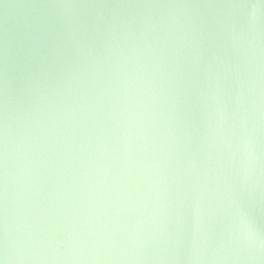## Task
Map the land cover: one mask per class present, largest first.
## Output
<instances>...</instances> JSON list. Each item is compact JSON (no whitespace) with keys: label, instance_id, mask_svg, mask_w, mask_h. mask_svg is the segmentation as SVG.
Returning a JSON list of instances; mask_svg holds the SVG:
<instances>
[{"label":"water","instance_id":"water-1","mask_svg":"<svg viewBox=\"0 0 264 264\" xmlns=\"http://www.w3.org/2000/svg\"><path fill=\"white\" fill-rule=\"evenodd\" d=\"M0 264H264V0H0Z\"/></svg>","mask_w":264,"mask_h":264}]
</instances>
